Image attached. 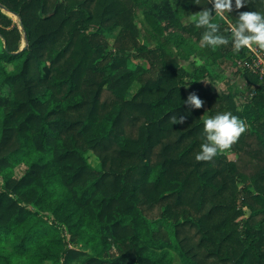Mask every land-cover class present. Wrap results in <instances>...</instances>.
<instances>
[{"label":"trees","instance_id":"obj_1","mask_svg":"<svg viewBox=\"0 0 264 264\" xmlns=\"http://www.w3.org/2000/svg\"><path fill=\"white\" fill-rule=\"evenodd\" d=\"M204 6L0 0V264H264L256 74L238 72L248 127L235 158L195 160L206 111L238 115L208 84L215 55L236 65L246 51L201 46L184 19ZM254 8L233 0L230 18ZM193 92L207 108L187 111Z\"/></svg>","mask_w":264,"mask_h":264},{"label":"clouds","instance_id":"obj_2","mask_svg":"<svg viewBox=\"0 0 264 264\" xmlns=\"http://www.w3.org/2000/svg\"><path fill=\"white\" fill-rule=\"evenodd\" d=\"M264 5V0H259ZM212 8L204 6L202 10L194 12L190 21L197 29H204L201 36V46L216 49L222 45H231L233 53H240L241 49L251 51L264 50V11L248 10L240 11L233 21V0H207ZM255 0H235V8L240 9L245 4H254ZM200 4V3H198ZM214 13V14H213ZM219 21H225L228 25L224 29L229 35L221 32ZM186 72H191L188 64L183 65ZM190 80L186 84H190ZM183 104L192 108L202 107V99L195 93H190ZM184 115H176L172 123L183 122ZM247 123L231 111H217L214 114H205L201 124V143L195 153L196 161H211L219 154H226L239 140L242 133L247 129Z\"/></svg>","mask_w":264,"mask_h":264},{"label":"rangeland","instance_id":"obj_3","mask_svg":"<svg viewBox=\"0 0 264 264\" xmlns=\"http://www.w3.org/2000/svg\"><path fill=\"white\" fill-rule=\"evenodd\" d=\"M194 13L187 14L185 18V22H190V16ZM249 50L245 51V56H247ZM216 64L213 67H210L211 75L208 79V84L218 92H222L223 94L232 95L233 104L235 106L236 111L238 112L239 117L244 118L242 115V110L244 109L245 99L243 94V89L247 86V82L244 78L238 73L243 71V67L241 64V59H238L236 65L233 64L232 60H229L226 56L224 50H218L216 53ZM244 56V57H245ZM243 57V58H244ZM138 61L132 60L130 63L131 66H135ZM137 88V84H133L130 88V94ZM204 108H207L206 102L202 99ZM205 114H208L206 111ZM247 123V122H246ZM230 158H235L236 153L232 150L227 152ZM93 161V159H92ZM22 169L17 168L16 172L21 173Z\"/></svg>","mask_w":264,"mask_h":264},{"label":"built area","instance_id":"obj_4","mask_svg":"<svg viewBox=\"0 0 264 264\" xmlns=\"http://www.w3.org/2000/svg\"><path fill=\"white\" fill-rule=\"evenodd\" d=\"M249 50L246 48V51ZM243 69L256 74L261 83L264 84V50L251 51L244 58H241Z\"/></svg>","mask_w":264,"mask_h":264},{"label":"crops","instance_id":"obj_5","mask_svg":"<svg viewBox=\"0 0 264 264\" xmlns=\"http://www.w3.org/2000/svg\"><path fill=\"white\" fill-rule=\"evenodd\" d=\"M187 16V15H186ZM186 18V17H185ZM184 21H185V19H184Z\"/></svg>","mask_w":264,"mask_h":264}]
</instances>
